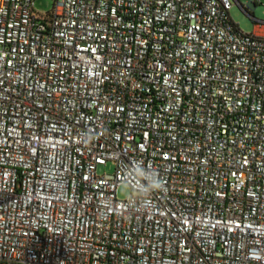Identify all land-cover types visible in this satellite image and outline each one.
I'll list each match as a JSON object with an SVG mask.
<instances>
[{"label":"built area","instance_id":"obj_1","mask_svg":"<svg viewBox=\"0 0 264 264\" xmlns=\"http://www.w3.org/2000/svg\"><path fill=\"white\" fill-rule=\"evenodd\" d=\"M258 4L0 0V264H264Z\"/></svg>","mask_w":264,"mask_h":264},{"label":"clouds","instance_id":"obj_2","mask_svg":"<svg viewBox=\"0 0 264 264\" xmlns=\"http://www.w3.org/2000/svg\"><path fill=\"white\" fill-rule=\"evenodd\" d=\"M124 179L120 187L127 196L130 206L147 205L151 195L163 190L164 183L151 166H145L143 161L132 160L123 170Z\"/></svg>","mask_w":264,"mask_h":264},{"label":"rangeland","instance_id":"obj_3","mask_svg":"<svg viewBox=\"0 0 264 264\" xmlns=\"http://www.w3.org/2000/svg\"><path fill=\"white\" fill-rule=\"evenodd\" d=\"M241 4L247 5L249 0H238ZM55 0H35V7L37 15L49 12ZM250 11L253 12V16L256 20L264 22V0H260V4H258L255 8L248 7ZM230 16L234 23L238 24L239 29L244 33H252L254 30V21L253 19L247 17L241 9L234 5L230 10ZM115 169V165L113 162L109 161L104 166L97 167V175H111L113 174ZM117 197L119 199H125L127 196L122 191L121 187H118Z\"/></svg>","mask_w":264,"mask_h":264},{"label":"water","instance_id":"obj_4","mask_svg":"<svg viewBox=\"0 0 264 264\" xmlns=\"http://www.w3.org/2000/svg\"><path fill=\"white\" fill-rule=\"evenodd\" d=\"M246 15V14H245ZM247 17H249L248 15H246ZM249 18H251L252 19V17H249Z\"/></svg>","mask_w":264,"mask_h":264},{"label":"crops","instance_id":"obj_5","mask_svg":"<svg viewBox=\"0 0 264 264\" xmlns=\"http://www.w3.org/2000/svg\"><path fill=\"white\" fill-rule=\"evenodd\" d=\"M253 32V31H252Z\"/></svg>","mask_w":264,"mask_h":264}]
</instances>
